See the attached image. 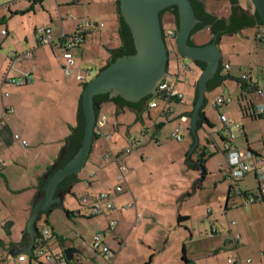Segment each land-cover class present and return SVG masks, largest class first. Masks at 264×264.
Returning a JSON list of instances; mask_svg holds the SVG:
<instances>
[{"label": "crops", "instance_id": "obj_1", "mask_svg": "<svg viewBox=\"0 0 264 264\" xmlns=\"http://www.w3.org/2000/svg\"><path fill=\"white\" fill-rule=\"evenodd\" d=\"M3 11L5 14L2 15ZM3 11L0 13V50H4L6 53L4 57L0 54V79L6 73L9 77L15 78L23 73H29L31 68H34V70L31 71L32 83L23 87H15L11 85H2L0 87V123L3 124V127L0 129V178L5 181V187L3 185L0 186V199L8 194L16 197V195L22 192L19 188L11 187V182L9 181V169L14 167L23 173L28 174L30 166L37 167L33 170V173L30 176L31 184L28 185L29 187L26 186L23 188L28 190V196L18 214L6 207L0 200V230L6 223H12L10 235H6L5 239L0 237V240L4 242V248L0 249L11 256V254H9V242L19 243L21 241L33 209V198L38 193L41 186V178L47 173L48 169L57 159L59 152L63 147L64 140L69 134V128L76 127L77 125L76 112L78 101L81 97L84 88L83 84H85V82H78L76 80V75H82L83 72L87 75L92 73V70L90 69L93 67L92 65H94L92 69L98 72L99 68H102L108 63L110 58V52H104L105 54L100 52L101 47H108V51L116 49L120 46L121 41L118 35V23L114 0H54L53 3L49 0H14L6 5ZM79 27H82L81 32ZM42 28L51 29L50 37L54 41L53 46H44L38 41L37 31ZM78 32L81 36V44L74 47L70 52L72 56L74 54L79 59H75L73 56V70L70 76H65L63 72L64 58L60 37L61 35L72 37ZM199 34H194L192 39L194 37L197 40L196 37ZM206 43L207 41L204 43H196V45L200 46ZM88 46L99 47L97 48V54L101 59V62L98 63L99 65L96 63V59L88 54ZM27 52H30L33 55L30 59L21 62L12 60L15 56ZM171 55L175 56L177 66L180 63L181 67L189 68L188 65H185L186 59L181 55L175 54L174 51ZM78 60L80 61L78 62ZM194 64L200 69L196 63ZM228 70H230L229 66ZM200 72L193 71L194 76L198 78ZM255 81L259 85L264 83V79H256ZM175 90L177 89L175 88ZM151 97H153V95ZM151 97L148 98L150 99ZM147 101L143 110L140 112L127 106L120 107L111 101L100 105L97 117L101 116L103 109L110 111L108 114L109 116H106V126L103 129L104 137H95L88 160L84 168L76 176L78 182L73 185L72 192L75 188H83L82 186L84 183L85 185L88 184L87 187L95 192L89 193L87 190L83 189L86 197L89 198V196H93V199H96L100 196L107 195L110 197L114 207L110 211H116L123 214L125 210L133 209L135 216L138 212L137 210L140 209L139 206L142 199H145L147 194L154 195L156 198L162 197L161 193H163V191L161 188L155 189V187H152L151 190L150 188H143L138 171L139 165L136 160H130L125 158L126 156H121V152L127 149L130 145L128 147L123 145L122 148L124 149H122L120 153L115 149L121 128H124L126 135L130 137L132 136L131 131L134 134L137 133L131 128V125H136L141 128V137H144L145 140L151 142V139L155 138L149 131V123L145 117L148 120L150 119L153 121L156 126L157 134L164 125L163 122H159V119L163 117L166 121L171 119L167 118L165 115H161V111H159L158 107L159 103L157 101L158 108L156 107L155 109L146 111ZM173 103L180 104L177 102ZM170 104H172V102ZM183 113L188 112L184 111ZM104 114L107 115V113ZM180 114H182V112H180ZM180 114L175 118L176 123L174 124L175 126L172 128V131L180 123ZM183 116L186 117L185 124L182 123L183 131L186 130L190 135V117H188V115ZM131 119L133 124L130 122ZM187 121L189 122L187 127H185ZM199 129L201 128L197 127L196 134ZM65 133L68 134L66 135ZM15 134L19 135L21 139L27 142V146H24L25 149H23V152L25 155H28V165L21 159H12L10 161L3 158V155L6 154L7 150L12 148L15 142H17L13 138V135ZM113 136H116V138ZM242 136L245 139V143L249 145L243 128ZM134 137L132 136L130 139V142L133 141L131 144H137V146L133 148V151L142 147L144 143V140L138 135H135ZM148 137L150 138L148 139ZM155 142L158 143L157 140H155ZM223 142L224 141H222V144ZM44 144H51L54 149H56L57 154L53 157V160L46 162L45 164L44 160L42 163L39 162V157H34L33 160H30V156L33 155L34 150L40 148V146ZM173 145L174 152L178 156L180 149H183V147L175 144ZM20 146L22 147V145ZM162 148H164L163 145L161 146V149ZM196 150H198V145L190 154ZM113 158L116 160L114 161ZM150 159L151 158H149L148 161H150ZM116 162H119L120 165L124 163L127 167V173L123 180H119L120 173ZM172 163H174V160H172ZM188 170L200 172L199 168L190 169L188 167ZM205 171L207 172L206 169ZM227 171L228 164L226 162L224 166H220L219 170L222 181L226 182L225 174ZM182 172L186 171L183 170ZM252 174L253 179L256 180L254 173ZM178 176L179 178L176 181L181 183V185L177 186L178 184L176 183L173 184V187L171 188L178 189V191L172 193L173 196L171 195L173 198V201H171L173 205V223L171 226V232L176 233L177 229L184 227L186 231H189L188 240L190 242H196V250H194V254L188 253L187 242H183L181 237H179V243L182 245V255L174 260V264H228L227 259L231 257L238 258L240 264H264V202L255 201L248 205L243 203L244 196L258 195V193L252 194L249 190L242 191L243 188H241L239 183L244 180L245 177L235 185L241 192L242 196L238 197L231 195L232 199L227 200L228 191L231 188L228 182H226V187L224 188L225 192L222 193L221 198L220 196H217V199H222L225 202L224 212H227L232 218L229 223L230 231L227 235L231 234L239 237V243L234 244L230 243L226 239L227 236L224 237L215 225L210 224V226H206V221L209 216L213 214V208L210 207L211 204L208 202L207 198L203 197L206 188H204L206 175H202L201 173L200 177L197 174L185 173L184 175V173H180ZM199 178L200 185L194 186L193 193L191 194L192 183ZM222 181L219 180L218 184H221ZM257 187L259 188L258 183ZM118 188H120V191H116ZM171 189H169L168 193L165 192L164 194L169 197ZM242 193H245V195ZM197 194H199V202H192L194 195L196 196ZM64 199H61L62 207ZM152 201L158 204L157 199H153ZM143 205L144 203L140 206L142 214L149 215V211L145 209ZM61 206L60 208H62ZM174 207H178L176 212ZM188 207L190 208L189 211L187 210ZM53 208L54 207L50 208V211ZM76 214L78 216L82 215L81 210L77 211ZM92 217L93 216L89 218ZM180 217L185 219L181 223L178 222ZM138 218H141L139 214ZM38 219H40V215L35 222L37 225L39 224ZM110 219L111 222L116 223L114 232H112L114 234L113 239H111L112 243H108L105 240L104 242L116 255L113 264H125L127 261L126 258H123L124 263H121L119 260H121L120 258L122 257L123 252L133 245V241L129 243L130 233H127V230L125 229V224L128 220L126 219V221H124L125 224L122 223L119 225L115 218L113 219V217H111ZM193 221H196L197 223L200 222L198 228L193 227ZM202 221H205V223ZM157 224H151V222H148L146 227L153 226V229H156L155 225ZM15 226H18L20 232L16 239L13 240L11 233ZM213 228L216 229L214 233H212ZM164 229V227H160V231L158 230L160 235L155 240L157 247L160 246V253L165 251L168 243V238L164 237L162 233ZM50 231L53 232V229L51 228ZM203 231L206 236L210 232V234H216L219 238L209 239L207 236V239L205 238L203 240V238L200 239L199 237L194 241L193 239L194 237H197V233L200 236ZM96 233H102L105 235L104 231ZM96 233H94V235ZM4 234L6 233L4 232ZM208 239L213 241L209 242ZM152 245L153 244L150 242L148 248L151 249ZM78 247L79 246L69 248ZM22 254L24 253L17 254L13 257L15 259ZM154 256L156 257V254L151 253L148 256V260L144 261L142 264H151L154 261ZM166 259L168 260L169 258ZM183 259H185L186 262L183 261ZM3 260V257L0 258V262H3ZM5 260L6 263L9 264L7 258H5ZM95 261L100 264H105V259L102 257L95 258ZM171 261L172 260H168L167 262L169 263ZM13 263H15V260ZM26 264H29V262L27 261Z\"/></svg>", "mask_w": 264, "mask_h": 264}, {"label": "rangeland", "instance_id": "obj_2", "mask_svg": "<svg viewBox=\"0 0 264 264\" xmlns=\"http://www.w3.org/2000/svg\"><path fill=\"white\" fill-rule=\"evenodd\" d=\"M13 1L14 0H0V13L4 10L6 5ZM49 1L52 3L54 2V0ZM248 2V0H241V3L244 7L250 8L252 5L250 2ZM205 3L207 9L210 12H213L218 16L228 15L229 7L227 0H205ZM3 14H5L4 11L2 12V15ZM162 24L164 34L168 33L169 30H174L175 23L173 15H171L169 12H165L162 16ZM262 37L263 38H261V40L257 41V29L246 28L233 36L222 35L219 38L217 44L221 52L222 65H228L230 67V70L222 68L220 75L228 76L230 78H225L221 85L217 86L212 91L205 93L206 103L204 104L203 112L207 120L212 124L213 128L207 129L204 126L198 130V150L190 154V158L195 164H197V161L200 159H203L206 162L204 165L205 169L207 170L206 179L204 181V188H206L203 197L207 198L208 202L211 204L210 207L213 208V214H211L206 221V226H210V224L215 225L224 237H226L230 231L229 223L231 222L230 219L232 218L227 212H224L225 202L222 199H217V196H220L221 198L222 193L225 192L224 188L226 187L227 182L222 181L221 174L219 173L220 166H224L226 163L225 156L222 151L223 144L220 140V135L225 136L226 132L224 131L225 125L220 120L219 114L224 115L228 121L233 123L231 130L235 136V143L240 151L247 150L248 147L253 153L261 151L260 156L262 158V163L259 165V168H261V170L264 172V119L261 118L252 120L242 116L240 112V105L242 104L240 100L241 85L239 82L240 77L246 73L250 74L254 81L256 79H264V31ZM196 38L197 40L193 37V41L195 43H204L210 39V34L208 32H203L200 33ZM97 48L99 47L88 46L87 51L88 54L96 59V63L98 64L101 62V59L97 54ZM107 49L108 47H101L100 52L103 54H105L104 52L109 53ZM5 53L6 52L4 50H0V54L3 57L5 56ZM73 56L75 59H79L74 54ZM79 61L80 60H78V62ZM185 65H188L189 68L181 67L180 63L177 66L175 56L170 54L168 75L174 79L175 88L183 94V104H175L173 102L170 104V108L173 112L169 116L171 119L167 121L164 119V117L159 119V122H163L164 125L158 134L156 133V126L154 125L153 121L150 119L148 120L145 117L149 123V131L155 138L151 139V142H148V140H145L144 137H141V128L136 125H131V128L134 129V132H137L134 134L131 131L132 136L134 137L135 135H138L142 140H144V143L142 147L135 149L129 156L125 157L130 160L134 159L138 163V171L143 188H150V190L152 187H155V189L161 188L163 191V193H161L162 197L156 198L154 195L147 194L146 198L142 199L140 206H142L144 203L143 207L149 211V215L142 214L141 207L138 205L140 209L137 210L138 212L136 216L133 209L125 210L123 214H120V212L108 211L104 207L106 214H100L89 218L86 215L88 214V210L86 207H84L88 203L84 204L79 201H82V198L85 196L83 189L87 190L89 193L95 191L91 190L89 187H87L88 184L85 185L84 183L82 186L83 188H75L73 192L66 195L62 208L54 207L47 216L41 215L40 219H38L39 224H43L49 230V241L47 246L53 253L58 254L66 248L79 246L81 240L86 244H90L92 237L96 232L104 231V240L108 243H112L111 239H113L114 234L108 230V226L109 223H111L110 218L113 217V219L115 218L117 220L119 225L122 223L125 224L124 221H126V219L128 220L125 224V229L127 230V233H130L129 243L133 241L132 247H129L123 252L122 257L120 258L121 260H119L121 263H124L123 258H126L127 261L125 264H142L144 261L148 260V256L153 253L156 254V257L154 256V261L151 264H174V260L182 255V245L179 243V237H181L183 242H187V250H189L188 253L194 254V250H196V242H190L188 240L189 231H186L184 227H181L176 230V233L171 232V226L173 223V205L171 202L173 201L172 193L178 191L177 188L171 189L173 187L172 185L176 183L178 184L177 186L181 185V183L176 181L179 178L178 175H180V173H184V175L185 173H191L200 176V172L188 170V166L186 164V154L190 149L191 144V137L189 133L186 130L183 131L182 142H176L171 138L172 128L176 123V116H178L180 112H189L192 109V101L195 95L194 86L197 79V77L194 76L193 71L200 72V69L193 62L185 60ZM92 66L94 67V65ZM92 68H90L92 73H90L89 76L84 72L82 73L86 79L85 83H88L97 74V71L93 70ZM218 95L223 96L225 99L230 97L232 102L227 105L218 106V109H215L214 100ZM252 100L256 103L259 102L257 98L253 96ZM156 101L159 103V111H162L164 108V103L160 100ZM102 112L103 113H101V115H106L104 113H107L106 116H109L108 114L110 111L103 109ZM130 122L133 124L132 119ZM188 122L189 121H187L185 127H187ZM237 127L243 128V131L246 133V138L249 145L245 143V139L242 136V131L236 129ZM65 134L67 135L68 133ZM132 136L128 137L126 135L125 129H120V135L119 137L117 136L118 141L115 145L116 151H119L118 153L124 149L122 148L123 145H125V147L131 145L133 142H130ZM113 137L116 138V136ZM149 138L150 137H148V139ZM155 140H157L159 144L156 143ZM17 143L19 142H15L14 146L7 150L6 154L3 155V158L10 161L12 159H21L28 165V155H25L23 152V149L25 148L24 146H22V148L20 143ZM173 144L183 147V149H180L178 156L174 152ZM162 145L164 148L161 149ZM201 153H204V158L200 157ZM56 154L57 151L54 149L53 145L44 144L40 146V148L34 150L33 155L30 156V160H33L34 157H39V162L42 163L44 160L45 164L46 162L52 161ZM149 158H151L150 161H148ZM172 160H174V163H172ZM122 165L127 168L124 163H122ZM35 168L37 167L30 166V169H28V174H25L14 167L9 169V181L11 182V187L19 188V190L22 192L16 195V197H13L11 194H8L7 196L5 195L0 200L6 207L14 211L16 214L19 213L20 208L26 201L28 190L23 188L26 186L29 187L28 185L31 184L30 176ZM183 170L186 172H182ZM252 173L253 172L247 174L244 180L239 183V185L241 188H243L242 191L249 190V192L255 194L258 193V182L257 180L253 179ZM219 180L222 181L221 184H218ZM2 185L5 187V181L4 179L0 178V186ZM169 189L171 190L170 196L168 197L164 193H168ZM93 198V196H89L88 201L93 200ZM153 199H157L158 204L154 203L152 201ZM198 199L199 194L196 196L194 195L192 202H196ZM177 208L178 207L175 208V212L177 211ZM79 210H81L82 215L78 216L76 212ZM187 210L189 211L190 208L188 207ZM138 214L141 216V218H138ZM148 222H151V224L158 223L155 225L156 229H153V226L146 227ZM202 222L205 223V221ZM199 223L193 221L192 225L193 227L198 228ZM161 226L165 228L162 231L163 236L168 238L166 249L162 253H160V246L157 247V243L155 242L157 237L160 235L158 230L160 231ZM51 228L53 229V232L50 231ZM19 232L20 229H18V226H15L11 233L13 240L16 239ZM215 235H212L209 232L207 236L209 239H218L219 236ZM207 236L203 231L200 236L197 233V237H194L193 240L196 241L199 237L200 239L203 238L204 240L205 238L207 239ZM0 237L3 239L6 238V234H4L2 229L0 230ZM58 239H62L63 242L59 244ZM211 241L213 240H209V242ZM150 242L153 244L151 249L148 248V244ZM24 255L28 256V253H24ZM2 257L4 260L3 262H0V264H7L5 258H7L9 264H11V262L12 264H17L13 263L14 257L4 253V251L0 249V258ZM166 258H169L168 260L172 261L168 263ZM32 264H44V261L41 259L33 260ZM85 264L88 263L85 262Z\"/></svg>", "mask_w": 264, "mask_h": 264}, {"label": "water", "instance_id": "obj_3", "mask_svg": "<svg viewBox=\"0 0 264 264\" xmlns=\"http://www.w3.org/2000/svg\"><path fill=\"white\" fill-rule=\"evenodd\" d=\"M202 1L205 2V0ZM248 1L264 26V0ZM171 7L177 8L178 29L175 44L178 53L190 62L204 65L203 68H200L201 72L197 78L195 86L197 98L195 102L194 99L192 101V109L188 113L179 115L190 117L189 132L192 144L186 154V164L190 169L199 168L201 177L202 171L190 160V153L198 145L196 131L198 122L201 120L200 111L204 105L207 83L216 76L220 68L221 52L217 42L218 34L222 31L215 34L211 42L207 44L190 45L188 42L191 33L200 23V20L195 16L190 0H119L120 14L131 31L136 52L133 55L117 58L103 70L99 68L97 74L88 83H85L81 93L84 127L80 147L62 168L57 169L46 178L42 187L43 194L36 202L37 194L34 196L33 209L26 226L30 241L27 245L22 237L19 243L9 242V254L12 257L20 253H29L30 255V249L35 241L34 223L38 216L41 214L47 216L50 208L61 206L62 200L56 196L59 185L68 177L77 176L84 168L95 140L94 129L97 112L94 107V97L107 94L109 99L120 97L126 102L138 103L142 99L151 97L157 84L168 75L169 56L172 52L168 51L164 42L160 13ZM260 153L252 154L261 157ZM44 176L40 180V185L44 182ZM199 185L200 178L192 183L191 194L194 186ZM63 253L70 261L73 254H79L80 251L77 248H66Z\"/></svg>", "mask_w": 264, "mask_h": 264}, {"label": "built area", "instance_id": "obj_4", "mask_svg": "<svg viewBox=\"0 0 264 264\" xmlns=\"http://www.w3.org/2000/svg\"><path fill=\"white\" fill-rule=\"evenodd\" d=\"M79 28L81 32L82 27ZM263 31L264 30L257 31L258 40L262 38L261 34L263 33ZM50 34H51V29L49 28L38 29L37 39L43 45L53 46L54 41L51 39ZM164 37L168 41L172 42L173 38L175 37L174 31L169 30L168 33L164 34ZM60 40L62 42L61 47L63 49L62 51L64 58L63 72L65 76H70L74 66V59L70 51L74 47L79 46L81 44V36L79 32L74 34L72 37H65L64 35H61ZM170 51L173 52L174 49L171 47ZM32 56H33L32 53L27 52L15 56L12 60L21 62L23 60L30 59ZM225 69L228 70L227 65L225 66ZM33 70L34 68H31V71ZM31 71L29 73H23L15 78L9 77L8 74L6 73L0 79V87L2 85L23 87L25 85L32 83ZM76 80L78 82L86 81L85 76L81 74L76 75ZM239 82L243 83L244 88L246 90L253 92V95L259 101L254 105V109H253L254 113L260 117H264V85L258 86L255 83V81L252 79L251 75L247 73L243 74L240 77ZM183 98H184L183 95L177 90H175L174 79L171 76L167 75L157 84L153 97H151L147 101L146 111H149L150 109H155L157 107L156 100H160L164 103V108L161 111V115H165L167 116V118H169V116L173 113L169 104L171 102H177L182 104ZM229 103H231L230 97L228 99H225L223 96L218 95L215 97L214 100V108H218V106L227 105ZM219 118L225 125L224 131L226 132V135L223 136L224 142H223L222 151L225 156L226 162L228 164V171L225 174V180L230 184V187L232 188V194L233 195L241 194V192L238 190V188L235 185L237 184L238 181L243 179L247 174L253 172L259 185L258 195L244 196L243 203L248 205L255 201L264 202V172L261 170V168H259V165L262 163L261 160L262 158L259 156L258 157L254 156L252 154L253 152L250 151L249 148L247 150L240 151L235 143V136L233 135V132L231 130L233 123L228 121L226 117L222 114H219ZM106 120H107L106 115H101L97 117L95 123V129H94V137H104L103 129L106 126L105 125ZM179 121L180 123L173 129L171 133V138L176 142L183 141L182 123L186 121V117L180 116ZM2 127L3 124L0 123V129ZM236 129L241 130L242 128L237 127ZM13 138L15 141L19 142L20 145L27 146V142L21 139L19 135L15 134L13 135ZM136 146L137 144H131L129 148L122 151L121 155L122 156L130 155L133 151V148ZM113 160L115 161L116 159L113 158ZM116 163L118 165V170L120 173L119 180H123L124 176L127 173V170L123 165H120L119 162ZM116 191H120V188H118ZM87 201H88V197L85 196L84 198H82V201L80 202L85 204ZM84 207H86V209L88 210V214H87L88 217L105 214L106 213L105 209L110 211L114 208L110 197L107 195H103L96 199L91 200L90 205ZM115 226H116L115 222L109 223L108 230L110 232H114ZM37 229L39 231V235L38 237L35 238L34 245L30 249V255L28 254V256H26L22 254L17 256L14 259L15 263L26 264L28 261L29 263L32 264L33 260L41 259L44 261V264H85V262H87L88 264H100L95 261V258L102 257L105 259V264H113L116 255L105 244L104 242L105 235L102 233H96L93 236L90 244H86L84 241H81L79 247L77 248L80 251V253L73 254L72 259L68 261L63 251L58 254H55L48 248L47 245L49 241V230L46 228V226L40 223L37 225ZM215 231L216 229L213 228L212 233H214ZM226 239L230 243H234V244L239 243L240 241L238 236H233L231 234L227 235ZM32 257H34L35 259H32ZM29 258H31L30 261ZM227 263L240 264V261L238 258L231 257L227 259Z\"/></svg>", "mask_w": 264, "mask_h": 264}, {"label": "trees", "instance_id": "obj_5", "mask_svg": "<svg viewBox=\"0 0 264 264\" xmlns=\"http://www.w3.org/2000/svg\"><path fill=\"white\" fill-rule=\"evenodd\" d=\"M191 5L194 9L195 16L198 20H200V23L195 26L193 29L191 36L193 34L197 33L198 31L209 28V30L213 33H219L221 30L222 33L218 35V40L222 35H227V36H233L240 31L246 29V28H256L258 30H264V26L262 25L261 19L258 16L257 12L254 10V8L251 6L250 8L244 7L241 3V0H227L228 2V15L225 17H219L215 13H208L206 12L205 9V4L201 2V0H190ZM249 3V2H248ZM114 5H115V10H116V19L118 23V35L121 41V44L118 48L109 50L110 52V58L108 63H106L100 70H103L106 68L109 64L114 62L117 58L122 57V56H129L133 55L135 51V46L132 38L131 31L128 27V25L125 23L123 20L121 14H120V9H119V0H114ZM165 12H170L171 15L174 17V23H175V28H174V34H177V29H178V17H177V8L176 7H171L169 9H166L160 13L161 17V24H162V16ZM163 27V24H162ZM163 29V28H162ZM164 33V32H163ZM262 35V34H261ZM175 39L176 36L173 38L172 42H170L169 46H171L174 50L176 49V44H175ZM261 40V39H260ZM211 41V38L209 39ZM259 41V40H257ZM190 45H194L191 40L188 42ZM179 54V53H178ZM180 55V54H179ZM200 68H203L204 65L202 63H197ZM226 66V65H225ZM225 66L220 64L219 71L217 72L216 76L207 83V92L212 91L214 88L217 86L221 85L223 80H225V77H222L220 75V71L222 68L225 69ZM255 83L258 86H263L259 85L256 81ZM85 84H83L84 87ZM241 88H240V100L242 104L240 105V112L242 116H245L247 118H250L252 120L254 119H261L264 117H260L254 113V105L256 102L252 100L253 92L248 91L244 88L243 83H240ZM196 90V89H195ZM251 96V98H250ZM197 98V93L195 91V96H194V102ZM256 98V97H255ZM149 98H145L140 100L138 103H130L126 102L125 100L121 99L120 97H115L113 99H109L107 94H101L97 95L94 97V107L96 109V112H98L99 107L102 103L105 102H113L117 104L118 106H127L129 108H132L136 111H142L146 101ZM206 103V99L204 101V104ZM204 107V105H203ZM203 107L200 111V116L201 120L198 122V128H202L205 126L207 129L213 128L212 124L207 120V118L204 115L203 112ZM218 109V108H215ZM77 120H78V125L77 127H70L69 128V134L64 140V144L62 149L59 152V155L57 159L55 160L54 164L48 169L47 173L44 176V182L41 184L40 189L36 195L35 202L36 200L43 194L42 187L44 186L46 182V178H48L50 175H52L57 169L62 168L78 151L80 147V143L83 137V127H84V121H83V115H82V108H81V97L78 101V107H77ZM242 131V129H241ZM224 137L220 135V140L223 141ZM201 158H204V153L200 154ZM205 161L203 159H200L197 162V165L201 168L202 170V175H206L205 171ZM78 182V179L76 176L68 177L65 179L58 187L59 192H63L64 194H70L72 192L73 185ZM239 182V181H238ZM243 194V193H242ZM232 194V188H230V192L227 195V200L232 199L231 198ZM245 195V193L243 194ZM233 196H242L241 194L239 195H233ZM41 216V215H40ZM185 219L179 218L178 222L181 223ZM11 222L6 223L4 226H2V230L6 233V235H10V229H11ZM3 225V224H2ZM34 232H35V238L38 237L39 231L37 229V224L34 223ZM23 238L25 240V243H29V234L25 228L23 232ZM59 244H61L63 241L62 239H58ZM0 248H4V242L0 240ZM32 259H35L32 257ZM31 258H29V261ZM185 261V259H183ZM186 262V261H185ZM31 264V263H29Z\"/></svg>", "mask_w": 264, "mask_h": 264}, {"label": "flooded vegetation", "instance_id": "obj_6", "mask_svg": "<svg viewBox=\"0 0 264 264\" xmlns=\"http://www.w3.org/2000/svg\"><path fill=\"white\" fill-rule=\"evenodd\" d=\"M201 2L203 3V4H205V6H206V3L205 2H203L202 0H201ZM169 9V8H168ZM205 9H206V12H208V13H213V12H210L208 9H207V7H205ZM170 13V12H169ZM219 17H225V16H219ZM204 31H208V33L210 34V38H211V40H212V38H213V36L215 35V34H213L210 30H209V28H205V29H202V30H200V31H198L197 33H195V34H199L200 32L201 33H203ZM219 31H221V30H219ZM217 34V33H216ZM221 34V33H220ZM194 35V34H193ZM219 35V34H218ZM176 36V35H175ZM189 40H191V42L194 44V45H196V43L193 41V39H192V36H191V38L189 39ZM164 42H165V45H166V47H167V49H168V51H170V46H169V42L170 41H168L165 37H164ZM209 42H211V41H207V43H209ZM206 43V44H207ZM174 53L175 54H177V55H179L178 54V51L177 50H174ZM178 57V56H177ZM67 194H64L63 192H59V190L57 191V193H56V196L57 197H60L61 199H64V197L66 196ZM86 203H88L86 206H89L90 205V203H91V201H87ZM62 207V206H61Z\"/></svg>", "mask_w": 264, "mask_h": 264}]
</instances>
